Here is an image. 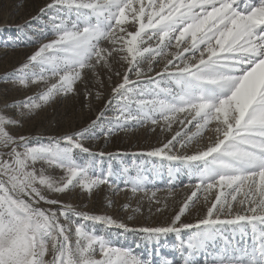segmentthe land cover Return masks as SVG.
Returning <instances> with one entry per match:
<instances>
[{
	"label": "snow or ice",
	"instance_id": "6c2138e0",
	"mask_svg": "<svg viewBox=\"0 0 264 264\" xmlns=\"http://www.w3.org/2000/svg\"><path fill=\"white\" fill-rule=\"evenodd\" d=\"M40 16L49 17L45 35L54 38L0 77L25 87L44 83L43 91L12 104L18 116L79 94L77 82L92 97L85 69L101 87V73L109 82L119 77L111 88L116 115L104 135L146 124L170 132L175 122L180 130L141 155L180 161L195 169L198 182L166 226L129 228L79 211L60 194H91L116 175L111 165L104 169V152L84 144L105 113L47 143L11 135L7 126L20 120L0 113V264H264V0H52ZM102 95L97 90L95 99ZM193 140V154L178 153ZM144 182L138 175L133 193ZM198 193L208 205L205 217L182 222ZM112 227L143 234L153 251L140 258L114 246ZM170 234L176 241L168 245Z\"/></svg>",
	"mask_w": 264,
	"mask_h": 264
},
{
	"label": "rangeland",
	"instance_id": "374dc122",
	"mask_svg": "<svg viewBox=\"0 0 264 264\" xmlns=\"http://www.w3.org/2000/svg\"><path fill=\"white\" fill-rule=\"evenodd\" d=\"M51 2L52 0H0V77L19 69L41 44L54 38L50 34L45 35L48 32L49 17L40 16V9ZM160 67L162 65L156 66L155 71H159ZM154 74L153 72L152 75ZM83 75L93 93L92 97L86 98L84 85L77 82L76 89L79 94L70 93L57 97L55 102L42 106L24 118L18 116L12 104L43 91L44 83H30L25 87L0 79V113L20 120L19 124L8 125L7 130L17 137L39 136L47 143L48 137L58 138L89 126L100 112H104V118L98 121L99 127L93 129L92 136L85 139L84 144L93 152H104L106 154L103 160L104 169L111 165L116 175L110 185H101L91 194L76 188L66 194H60V199L64 203L72 204L79 211L111 216L129 228L166 226L178 212L183 201L195 190L192 187L198 182L192 174L195 169L190 171L188 166L180 161H168L163 157L141 154L160 147L174 135L175 131L180 130L181 126L174 122L172 131L162 133L159 127L153 132L152 125L146 124L143 127H129L127 130L116 131L111 136H105L101 129L106 130L109 127L108 121L116 115L117 101L111 95V88L114 83L120 82V78L113 76V81L109 82L107 76L101 73L104 80L101 87L96 76L87 69ZM97 90L103 93L99 100L95 99ZM109 99L113 100L111 105L108 104ZM184 130L187 131V128ZM192 131L195 129L192 128ZM208 135L205 133L204 138L200 140V146L208 142ZM197 147L196 141L193 140L186 149H178V153L193 154ZM107 154H115V158L110 160ZM78 155L86 158L84 154ZM48 174L56 178L62 175L59 169H49ZM138 175L145 178L143 190L133 193L132 181ZM198 196H201V193H198ZM41 206L47 207L43 204ZM207 206L201 196L200 202L190 207L182 216V222L195 224L197 220L205 217ZM137 208L139 211H135ZM158 208L161 210L157 211ZM108 231L112 233L114 246L128 249L137 257H146L153 251V246L146 245L143 234L139 232L125 233L116 227ZM191 231L194 229L185 230L182 237L186 239ZM97 232L101 234L99 225ZM175 241V235L170 234L166 243L171 245ZM162 252L169 258L175 255L167 247Z\"/></svg>",
	"mask_w": 264,
	"mask_h": 264
}]
</instances>
